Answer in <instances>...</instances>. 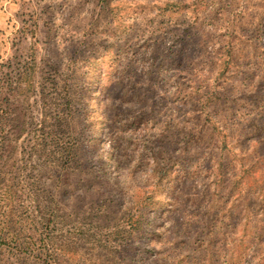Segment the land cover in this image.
Returning a JSON list of instances; mask_svg holds the SVG:
<instances>
[{"label":"rangeland","instance_id":"1","mask_svg":"<svg viewBox=\"0 0 264 264\" xmlns=\"http://www.w3.org/2000/svg\"><path fill=\"white\" fill-rule=\"evenodd\" d=\"M0 264H264V0H0Z\"/></svg>","mask_w":264,"mask_h":264}]
</instances>
